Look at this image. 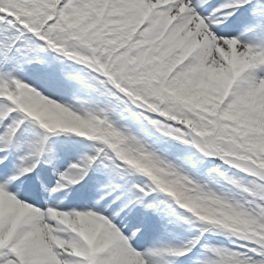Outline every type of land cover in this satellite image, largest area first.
<instances>
[{
    "label": "snow or ice",
    "instance_id": "6c2138e0",
    "mask_svg": "<svg viewBox=\"0 0 264 264\" xmlns=\"http://www.w3.org/2000/svg\"><path fill=\"white\" fill-rule=\"evenodd\" d=\"M0 264H264V0H0Z\"/></svg>",
    "mask_w": 264,
    "mask_h": 264
}]
</instances>
